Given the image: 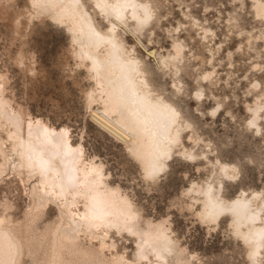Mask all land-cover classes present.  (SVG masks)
<instances>
[{"label":"rangeland","instance_id":"rangeland-1","mask_svg":"<svg viewBox=\"0 0 264 264\" xmlns=\"http://www.w3.org/2000/svg\"><path fill=\"white\" fill-rule=\"evenodd\" d=\"M149 1L158 9L156 10L158 21L154 19L151 25L144 29L147 37L142 34L139 38L129 31L125 32L127 42L134 41L137 51L142 55L147 54L146 51L154 53L153 56L147 55V60L155 65L156 50L165 52V49H170L165 46L167 39L162 40V37L167 38L168 33L172 32L174 27H182V32H173V35H179L184 41L187 52L190 51L181 69L184 73H191L190 85L196 87L195 77L201 71H214L212 85L200 81L203 84L205 99L199 103L213 106L217 102L224 105L231 104L224 115L211 118L210 124H204L203 128L197 131L200 135L199 142L193 143L190 139L183 140L185 147L191 150L194 148L193 150L197 153L208 151L210 157L217 155L221 160L235 162L237 165L242 160H254L255 168L248 173L246 179L251 183V178L254 177L255 183L251 187L246 184L244 188L247 190L264 189V183L260 182L264 176L262 172L264 152L261 151L264 149V139L256 137L255 133L249 132L244 125L245 117L248 116L244 100L247 99L251 103L255 95L250 96L249 93L260 91L253 89L250 82L254 78L258 79L260 85L264 87V73L254 70L264 68V41L255 38L261 37L264 29L253 16L250 8L251 0H247L243 11L236 9L232 0H224V2L222 0H163V4L160 0ZM14 6L30 8L28 0H15ZM248 14H251L250 18ZM232 16L237 17V20H248L247 27L242 25L240 29L244 32V37H241L239 31H235L234 25L229 26L228 20ZM253 24L256 25L255 28L252 27ZM201 27L209 29L205 33L204 40L201 39L203 35ZM246 31H251L253 34L250 41L247 40ZM209 48L212 49L213 57L208 60ZM19 50L22 52L23 63L29 64L32 59L34 60L33 72L24 69L16 62ZM191 52L194 53L193 56L189 54ZM194 56H197L195 60L192 59ZM0 68L5 70L9 76L8 87L14 93L15 99L26 105L33 115L47 117L54 124L70 125L74 137L83 135L86 126L90 125L87 135L88 151L97 154L105 161L106 169L116 174L117 182L127 192L144 194L143 203L151 209L152 217L158 215V211L171 212V209L165 206L166 200L169 205L173 201L176 203L188 201L189 197L182 195L181 189L187 187L189 181H200L208 175L211 165L205 164L204 159H199L201 156L195 161L173 165L169 173L161 174L165 175L166 179L159 185H151L138 179L137 174L129 172L127 164L123 163L127 155L123 144L116 140L107 128L96 124V121L102 123L96 120L98 118L91 110L96 106L92 105L91 108H87L84 100L81 112V102L78 97L89 89L83 86L91 84V80L86 76L84 68L76 67V61L70 52L67 31L48 18L39 20L33 17L30 27L20 34L12 31L10 18L0 17ZM170 72L173 73L172 67L166 69L162 80H171ZM79 73L82 74L78 75ZM77 76L78 79L74 82L77 91L75 94H70L65 85L73 82L72 78ZM180 80L181 86L185 89V97H187L189 83L183 79ZM186 111L187 108H185ZM91 118L96 121H92ZM261 126V129H264V119ZM201 132L203 135L200 134ZM257 140L259 143H256ZM205 145L208 146L204 147ZM171 163L169 161V164ZM196 164L199 165L198 169L195 167ZM7 179L6 185L4 182L0 183V200L5 194L14 203L9 211L19 216L25 207L27 198H23L22 186L17 178L13 176ZM18 184L19 191H17ZM125 184L126 187H124ZM154 188L155 192H153ZM181 223L184 222L181 221ZM185 233L186 235L180 237L181 241L189 250L196 251L200 260L206 264H248L245 247L240 240L232 236L228 225L220 226V220L214 230L198 227L195 230L186 228ZM125 250L127 254V249ZM25 259L28 260V257Z\"/></svg>","mask_w":264,"mask_h":264},{"label":"bare ground","instance_id":"bare-ground-1","mask_svg":"<svg viewBox=\"0 0 264 264\" xmlns=\"http://www.w3.org/2000/svg\"><path fill=\"white\" fill-rule=\"evenodd\" d=\"M14 1L15 0H0V17L10 18L12 31L20 34L24 33L30 27L33 17H36L39 20L48 18L54 24L58 25L53 19V16L57 14L63 16L66 11H70V8L65 9L64 11H62L61 8H57L53 13H45L41 15L40 9L32 8L31 0H28L29 9L24 7L16 8V6H14ZM237 1L239 3V10L243 11L245 3L243 0ZM111 2H116V0H111ZM121 2H123V0H121ZM133 3L136 5L135 7L129 6L121 8V15L122 17L127 18V23H125L123 19L116 21L114 33L119 37L117 44L122 41L128 51L132 52L138 59H140L142 65L147 66L151 64L147 60V54H140L134 43H128L125 37V32L129 31L132 35H136L140 38L143 32L138 31L139 21L145 20L146 18L145 11L141 5H151L155 17L156 10L158 9H156L149 0H133ZM261 3H264V0H251L250 8L254 17L259 15V5ZM158 5L160 6V4ZM133 16L137 17L136 21L132 20ZM158 19L159 18H155V21H158ZM232 19L237 20V17L232 16ZM153 21L154 19L148 20L147 23L143 25V30L151 25ZM77 27L83 29V35L78 31L76 35L73 36L72 33L68 32L67 28H64L68 33L71 55L76 61V64L78 62L77 53H84L90 56V60L80 62L84 63L85 74L89 79L91 76L97 77L95 81L91 80L92 87L85 92H91L95 89L98 96L103 93L101 98L104 103L101 106H96L94 108H91L92 104H89L85 98L87 108H91L92 112L95 113L96 118H98L96 120H100L102 123H97L98 121L91 118L92 121H96V124L105 127V129L107 128V130L113 134L112 136L123 144L125 150L135 145L146 157L149 153L154 151L157 146L156 140L159 136L158 121L154 113H152L151 110L142 107L140 104H132L130 102L128 103L127 108L116 116H113L110 111L112 106L109 103L110 101H117L122 97H130V90L135 83V80L133 79L135 73L131 72L132 66L126 62V58L121 55V52L114 49L110 44L104 45L105 54H99L95 44L89 40L86 25L81 23L78 24ZM109 27L112 28L113 25L109 24ZM201 28H203L201 39L204 40L206 37L205 33L209 29L206 27ZM246 32L247 40L250 41L253 34L251 31ZM175 36L179 37V35ZM262 36H264V34H262ZM74 39L77 40L76 44H73ZM180 39L182 40V38ZM208 50L210 53L209 60L213 57V52L211 48ZM146 52L148 53L149 51ZM155 54L157 60L153 66H156V71L161 73L162 77L167 69L164 67L165 57L174 56L176 53L174 50L170 51V49H165V52H157L156 50ZM189 54L192 56L194 55L193 52ZM183 55L184 54L181 53L182 57ZM22 57V52L19 50L16 62L21 64L24 69L33 72L35 69L34 60L32 59L29 64H25L23 63ZM93 61H95V63H93ZM168 63L169 67L173 68V74L176 72L177 67L180 69L183 68L179 61L169 60ZM90 69L92 71H89ZM38 73L40 74V72ZM209 73L213 74L214 71H201V73H198L195 77L197 90L203 92V84L200 83V81H204L202 76ZM0 75H3L6 78L0 80V84L3 85V88H0V183L4 182L6 185L8 183L7 178L14 176L19 182L23 180V183H19L22 186V193L30 191L27 187L29 182L27 171L21 169L19 166L20 157L17 153H23V160L25 163L29 161L36 163L38 160L48 162L49 171L46 179L49 185V191H60L59 188L51 187L56 184H65L75 181L78 185L82 179V172L79 170L82 166L74 163L71 157L63 155V150L57 147L56 136L45 137L42 134V129L38 125L32 124L31 127L29 126V122L34 121L37 118H40L42 123H49L50 120L47 117L33 115L26 105L15 99L14 93L8 87L9 76L7 72L0 68ZM205 82L208 85L214 83L213 79ZM171 83L176 84L178 87L181 86V80L176 76L171 77ZM97 84H99L98 88ZM253 84H260V81L254 78L250 82V86L252 87ZM261 95H264V93H261ZM244 101L246 103V111L248 112L247 118L251 119L253 113H250L248 109L257 108L259 96L255 95L251 103L247 99ZM211 110V108L208 109L209 112ZM256 116L257 127L262 128L261 123L263 119H260L259 113H256ZM52 124V130L58 132V129L55 128L56 124L53 122ZM244 125L247 129V120L244 121ZM62 126H68V124L62 123ZM176 127V125H172L168 133L169 138L174 134ZM69 131L72 133L70 128ZM153 132L157 133L156 137H153ZM183 135L184 134H182V136ZM82 136V134L79 135V137ZM187 139L196 143L200 139V135L197 131H194L188 135ZM81 145H83L82 140ZM182 145L184 146L180 147L179 151L184 152L187 150V152L198 158L201 156L203 157L205 164L211 165L210 171L204 179L200 181L191 180L187 187L181 189V194L184 195L188 189L192 188L193 185H196V188L188 194L189 200L184 207L187 208L191 206L195 208L200 206L201 211H203L204 202L221 194V184L223 183L222 176L231 175L232 167L237 164L235 162L221 160L217 155L210 157L208 151L197 153L193 150L194 148L192 150L191 148H186L183 140ZM206 146L208 145H205L204 147ZM92 154L98 157V163H102L106 166V163L102 158L95 153ZM13 163L17 164L16 168L12 167ZM167 163H169V161ZM195 167L198 169L199 165L196 164ZM221 167L224 169L223 173L220 171ZM115 186L116 185L109 184V187ZM209 189H211V191H209ZM76 190L77 189L69 187L68 191L73 194L65 195L64 198L61 199L60 203L65 206L64 209L61 210L59 206H57L56 215L52 216H49L47 211V197L44 198L45 207H40L41 201L39 200V196L43 195L42 193L38 194V197L35 199L27 198L25 207L19 216H15V214L9 211L10 208L14 206V203L4 194V197L0 200V260L8 261L13 259L11 256L13 245L16 246L15 251L17 252L14 260L18 262V264H118L119 255H125V258H127L125 249H121L120 253L117 254L115 249L111 251H102V244L99 243L93 248L94 241L92 237L88 235L83 226V222L78 219L79 214L86 212L87 209L82 206V202L76 203L79 201V197L74 194ZM122 191L127 192L123 187ZM262 191H264L263 188H251L249 190L241 188L237 192V195L233 197V199H240L241 193H249V195L244 197L241 202L249 201V209L256 215L255 220L247 219V216L250 215L251 212H245L242 219L239 216H230L226 223V225L230 227L231 233H233L235 229L232 226V221L239 219L240 224L242 225L239 230L251 237L250 244H244L241 241L242 245L245 247V256L248 264H264V237L261 236V233L264 232V211H262V209H264V200L252 199L254 193L259 194ZM73 203H76V207L70 206ZM73 213H76V215H73ZM146 219H152V217H147ZM218 224L219 219L217 220L216 225ZM170 227H172L171 224ZM207 230L209 229L207 228ZM232 236L236 238L234 235ZM173 239L175 238L173 237ZM108 243L111 244V241ZM137 243L138 240L133 241V258L136 256ZM179 246L184 249V255H174L170 258L165 257V259L171 261H183L184 264H206L200 260L196 251L189 250L186 247L184 242L181 241V238L179 240ZM253 249H255L256 255L249 258V253ZM26 257H28V260L25 259Z\"/></svg>","mask_w":264,"mask_h":264},{"label":"snow or ice","instance_id":"snow-or-ice-1","mask_svg":"<svg viewBox=\"0 0 264 264\" xmlns=\"http://www.w3.org/2000/svg\"><path fill=\"white\" fill-rule=\"evenodd\" d=\"M222 2H224V0H222ZM243 2L246 4L247 0H243ZM160 3L163 4V0H160ZM232 3L233 6L238 9L239 5L237 0H232ZM31 6L34 9H40L41 15L53 13L57 8H61L62 11L70 8V11H66L63 16L59 14L53 16V19L58 25L62 28H67L68 32L75 36L78 31L81 35L84 34L83 29L77 27L78 24L83 23L87 27V35L90 42L95 44L99 54H105L104 45L110 44L114 49L120 51L121 55L126 58V62L132 66L131 72L135 73L133 77L135 83L130 90V97H122L117 101L109 102L112 105L110 111L113 116L118 115L127 108L129 102L157 108L164 107L169 109L174 115L175 123L179 125V128L176 129L175 137L170 138L173 142L169 145L163 157L146 163L144 154L138 147L133 145L126 149L127 155L123 160V163L127 164V170L129 172L137 174L138 179H141V172H143V180L150 181L151 185H159L161 181L166 179V176L161 174L169 173L173 165L198 159L197 156L192 155L187 152V150L184 152L179 151V148L184 146L182 145V140L187 139L190 133L202 129L204 124H210L211 118H218V116L224 115V112L227 108L231 107V104L224 105L223 103H217L215 106L212 104L201 105L199 102L205 99L204 93L190 85V72L184 73L177 67L174 74L171 72L169 73V77L176 76L185 80L186 83H189L187 97H185V89L183 86L178 87L176 84H172L170 79L162 80L161 73L156 71V66L151 64L147 66L142 65L140 59L132 52H129L122 41L117 44L119 37L114 33L116 21L123 19V21L127 23V18L121 15V8L129 6L135 7L136 5L133 3V0H123V2H121V0H116V2H111V0H31ZM141 7H143L145 11L146 18L145 20L139 21L138 31L143 32V35L147 37V32L143 30V25L147 23L148 20H153L156 17L153 14L151 5H141ZM248 16L250 18L251 14H248ZM132 20L136 21L137 17L133 16ZM256 20L261 25V28L264 29V3L259 5V15L256 17ZM109 24H112L113 27L110 28ZM228 24L230 27L235 25V31H239L241 37H244V32L240 29L242 25L247 27L248 20L229 18ZM252 27L255 28L256 25L253 24ZM182 31V27H174L173 31L168 33L167 38L162 37V40L167 39L165 46L170 47V51L174 50L176 53L174 56L165 57V68L169 67V60L179 61L180 64H183L184 60L187 58L188 52L184 41L173 35V32L180 33ZM256 39H264V36L256 37ZM131 42L134 43V41ZM76 43L77 40L74 39L73 44ZM181 53L184 54L183 57ZM76 55L78 60L76 67L83 69L85 65L80 61L90 60L91 57L84 53H77ZM147 55L153 56L154 53L148 52ZM220 58L222 59L223 56L221 55ZM192 59L195 60L196 57L194 56ZM93 63H95V61H93ZM254 70H259L264 73V68ZM89 71L92 70L90 69ZM245 71H247V69H245ZM80 74L82 73L78 75ZM213 75L212 73L205 74L202 76V79L204 81H210ZM4 79L6 78L0 75V80ZM77 79L78 76L73 77V82L65 85V88L70 94H75L77 91L74 87V82ZM96 79L97 77L95 76L90 77V80L95 81ZM249 80H251V77H249ZM83 87L91 88L92 85L88 84ZM98 87L99 84H97V88ZM252 87L260 91L249 93V95L259 96V101L257 102L258 106L256 109H248L250 113H253V116L251 119L245 117L247 120V129L249 132H254L255 136L259 139H264V129L258 128L256 124V113H259L260 119H264V95H261V93H264V87L260 84H253ZM0 88H3L2 84H0ZM102 96L103 93L98 96L96 90L93 89V91L85 92L78 97L81 102V112L83 111V102L85 98L89 104L101 106L104 103L101 98ZM53 107L55 108L56 105L54 104ZM185 108H187L186 112ZM208 108L212 110L209 112L207 110ZM201 117H204V119H201ZM32 124L38 125L42 129V134L45 137H57V147L63 150V155L71 157L74 163L82 166L79 169L82 172V179L78 185L75 181L52 185L51 187L59 188L60 191H49V185L46 179L49 171L48 162L38 160L36 163H32L31 161L25 163L23 160L24 154L17 153L20 157L19 166L21 169L27 171L29 177L27 187L30 191L25 192L23 198L35 199L38 197V194L42 193L43 195L39 196V200L41 201L40 207H45L44 198L47 197V211L49 216H52L56 215L57 206H59L61 210L64 209L65 206L60 203L61 199H63L65 195L73 194L68 191L69 187L77 189L74 194L79 197V201L76 203L82 202V206L87 209L86 212L79 214L78 219L83 222V226L88 235L92 237L94 241L93 248L99 243L102 244V251H111L115 249L117 254L120 253L121 249H127V258H125V255H119L118 264H145V262L146 264H184L183 261H171L165 259V257L170 258L174 255L181 256L185 254L184 249L179 246V240L182 235H186V228L192 230H195L197 227L208 228L211 231L215 229L218 219L222 227L228 222L230 216H239L242 219L245 212H251V214L247 216V219H256L255 213L249 209V201L241 202L244 197L249 195L248 192L241 193L240 199H233V197L237 195L239 189L244 188L246 184L248 187H251L255 183L254 177L251 178V183L246 179L248 173L255 168L254 160H242L238 165L232 167L231 175H223L221 194L204 202L203 211H201L200 206L195 208L191 206L187 208L184 207L187 203L186 200L180 203L173 201L171 205H169L166 200L165 206L169 207L171 212L166 213L163 210L158 211V215L152 217L151 209L143 203L145 199L144 194L142 192H123L121 184L117 182L116 174L107 170L104 164L98 163V157L88 151L87 135L91 127L90 125L86 126L83 136L78 138L74 137L69 131L70 125L62 126V124H56L55 128L58 129L57 132L52 130L53 124L51 121L49 123H42L41 119L37 118L29 122L30 127ZM182 134L184 135L182 136ZM200 134L203 135L202 132ZM81 140L84 141L83 145H81ZM256 143H259V140H257ZM261 151L264 152V149H261ZM199 159L203 158L200 157ZM168 161L172 163L169 164L167 163ZM12 167L16 168L17 164L13 163ZM220 171L223 173V167H221ZM262 172H264V168H262ZM189 179H191V177H189ZM96 180H99V187L96 188V192L103 190L108 193H118L122 199L128 201L129 208L132 209V214L136 216L135 224L124 225L122 227L119 223H113L110 216L105 217V222H100L96 219L93 215L95 210V194L90 189V185ZM260 182L264 183V176H262ZM19 183H23V180ZM109 184L116 186L109 187ZM124 187H126V184ZM195 188L196 185H193L192 188L184 193V196L187 197ZM17 191H19V184ZM209 191H211V189H209ZM153 192H155V188ZM149 199H151V196H149ZM177 199H179V197H177ZM252 199L264 200V191L259 194L254 193ZM76 203L70 206L76 207ZM262 211H264V209H262ZM73 215H76V213H73ZM147 217H152V219H146ZM221 217L222 219H220ZM185 220L187 222H185ZM181 221L184 223H181ZM170 224L174 225V227H170ZM232 226L235 229L232 235L244 244L251 243V237L239 230L242 226L239 219L233 220ZM133 228L135 232H133ZM177 229L179 231H177ZM146 231L157 233L163 237L165 243L162 247L155 250H140L137 243L136 256L133 258V241H139L140 239L136 233L142 234ZM261 236L264 237V232L261 233ZM173 237L175 239H173ZM109 241H111V244L108 243ZM15 247L16 246L13 245V251L11 252L13 259L8 260V264H18V262L14 260L17 255ZM255 255L256 252L255 249H253L249 253V258ZM0 264H4V261L0 260Z\"/></svg>","mask_w":264,"mask_h":264},{"label":"clouds","instance_id":"clouds-1","mask_svg":"<svg viewBox=\"0 0 264 264\" xmlns=\"http://www.w3.org/2000/svg\"><path fill=\"white\" fill-rule=\"evenodd\" d=\"M142 107L151 110L154 113L158 121L159 136L156 140V147L153 152L149 153L146 157V163H150L157 158H162L164 153L167 151L169 145L173 142L169 138V130L172 125H176V129L179 128V125L175 123V117L171 111L164 107H151L141 105ZM176 135V130L172 135L174 138ZM157 133L153 132V137H156ZM141 179L143 180V172H141ZM147 183L150 181L143 180ZM99 187V180L94 181L90 185V189L95 194L94 200V213L93 215L100 222H105V217H111L113 223H119L122 227L124 225H133L136 221V216L132 214V209L129 208L128 201L122 199L118 193H108L103 190L96 192V188ZM133 232L135 229L133 228ZM140 239L138 241V248L140 250H155L159 247H162L165 241L163 237L157 233L144 232L136 233ZM4 264H8V261L5 260Z\"/></svg>","mask_w":264,"mask_h":264}]
</instances>
